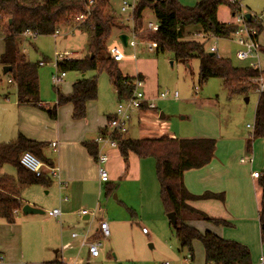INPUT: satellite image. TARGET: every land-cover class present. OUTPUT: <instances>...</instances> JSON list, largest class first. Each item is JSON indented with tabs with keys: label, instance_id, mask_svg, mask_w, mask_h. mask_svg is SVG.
Segmentation results:
<instances>
[{
	"label": "trees",
	"instance_id": "1",
	"mask_svg": "<svg viewBox=\"0 0 264 264\" xmlns=\"http://www.w3.org/2000/svg\"><path fill=\"white\" fill-rule=\"evenodd\" d=\"M112 0H96L90 7L88 20L77 24L73 29L86 30L90 33L89 56L82 60H68L59 64L63 72L75 71L85 74L96 71L102 65L109 73L117 99L123 100L131 96V84L137 77L124 76L118 63L111 58L107 42L114 29L126 33L123 26L110 14ZM86 0H0V29L4 32V52L0 57L3 68H11L7 74L16 85L17 100L20 105L38 108L48 114L50 119H57L58 108L67 104L74 107L73 119L86 117L87 104L98 97V84L95 78L82 79L73 85L70 95L57 90V103L53 107L43 105L40 99L38 68L40 64L27 62L22 52V35L30 31L39 36H51L59 30L63 23L88 14ZM229 8L232 15L237 6L230 5L227 0H201L194 7H184L178 0H138L134 13L135 32L140 38L157 43L156 54L170 53L176 62L187 63L189 60L199 61V83L210 79H220L224 88L234 95H247L257 86L251 82L259 76L257 70L247 66H235L229 59L206 52V42L211 38L226 39L235 33L230 24L218 19L220 6ZM150 11L159 24L158 32L144 29L145 12ZM258 35L261 25H253ZM197 31L201 37L188 39L187 31ZM109 55V56H108ZM264 74V71L262 72ZM147 107H143V111ZM252 139H264V93L259 94L255 110V124ZM118 142V150L128 167L131 153L140 159L154 158L161 187V203L165 213H173L175 224H171L176 232L180 250H186L194 260V243L200 242L205 264H252L250 249L239 242L226 240L212 232L202 233L187 224L186 215L214 224L218 227L231 228L225 220L214 219L190 206L198 201H225V194L206 192L194 195L185 186L186 172L200 170L208 166L214 159L217 141L209 138L177 139L168 135L158 138L128 139L125 136L113 137ZM91 156L97 157V146L85 143ZM47 144L30 140L19 135L9 144H0V169L7 164L16 168L17 176H0V219L7 224L16 223V214L24 204L22 192L32 186H47L50 181L46 176L36 177L20 164L23 153L30 152L43 163L50 161L44 156ZM247 152H251L252 140L247 141ZM261 192L258 220L260 240L264 245V172L257 179ZM47 264H61L52 262Z\"/></svg>",
	"mask_w": 264,
	"mask_h": 264
},
{
	"label": "rangeland",
	"instance_id": "2",
	"mask_svg": "<svg viewBox=\"0 0 264 264\" xmlns=\"http://www.w3.org/2000/svg\"><path fill=\"white\" fill-rule=\"evenodd\" d=\"M178 1L184 7H194L201 0ZM123 2L131 4L133 0H112L110 14L121 25L126 26L125 19L130 14L121 13ZM239 3L243 14L252 18L260 17L264 12V0H240ZM230 18L229 8L225 5L220 6L219 21H229ZM145 20L156 22L155 16L150 11L145 12ZM77 24L79 23L75 19H71L68 23L61 25L59 34L39 37L23 36L22 52L27 62L46 63L45 66L38 68L40 99L45 106L56 105L58 89L63 93L71 92L72 85L77 80L95 78L98 84V97L88 105L87 111L94 120L99 116L106 117L107 120V116L115 114L120 101L117 100L109 73L102 65H99L96 71L85 74L67 71L66 78L60 86H55L52 82V75L59 70L53 64L57 54H68L70 60H82L89 56L90 33L86 30L73 29ZM187 33L188 39L200 37L194 30H189ZM3 38L4 32L0 29V57L4 50ZM235 39L236 37H232L231 41L211 37L206 42V52L209 53L210 47H216L217 56L229 59L235 66H247L248 62H240L236 57L238 47L233 42ZM107 48H118L126 57L124 61L118 63V68L124 76L137 77L138 71L143 70L145 74L142 75L141 91L155 105V109L149 110L145 116L141 117V125L138 117L141 112L133 114L129 134H127L129 139L156 138L160 136L159 134L177 139H214L217 141L215 156L220 164L245 176L251 174V169L249 165L242 164L241 159L244 158L246 161L250 159L246 145L251 139L252 145L257 149L254 151L255 171L260 174L264 172V139H252L253 131L248 128L255 124V110L259 100L256 89L253 88L247 95L231 96L220 79H210L200 84L197 59L189 60L187 63L176 62L170 53H151L143 46L125 47L119 40V31L116 29L113 30L107 42ZM133 56L135 58H132ZM11 80V76L4 73L3 66L0 64V144L12 143L18 137L17 124L12 114L15 111L13 105L17 102V89L16 85L10 82ZM166 92L171 95L161 98L160 95ZM174 93H178V99L172 98ZM71 108L72 106L66 105L59 110L61 109L62 113ZM144 160L148 165L143 169V181L123 183V194L129 205L126 212L130 217L133 215L135 218L128 228L129 236H112L116 251L107 250V242L103 241L101 254L107 251V256L109 255L111 259L110 264H165L166 262L204 264L205 257L200 242L194 243V260H191L186 250H180L175 229L170 224L163 206V217L155 218L154 198L153 200L150 198L151 195L155 196L157 202L161 203V187L155 159ZM0 175L16 178L17 171L13 165L7 164L0 169ZM251 189L253 190L252 186ZM116 196L114 194L113 202H116ZM46 207L47 205L44 209ZM101 207L105 210L104 203ZM113 215L118 219L123 217L120 212ZM193 226L202 233L207 229H215L214 226H208L206 223H194ZM11 228L10 236L13 232ZM86 228L88 227L79 230L80 233L85 234ZM143 229L149 232L150 236L143 235ZM259 229L255 235L248 236V241L241 236H234L233 231L221 237L236 239L233 240L236 242L246 241L251 250L252 264H260L259 257L261 251L264 252V245L260 240ZM1 247L3 245L0 243ZM124 252L130 253L127 254L129 258L116 262L114 255L120 259ZM25 262L34 264L36 260L25 247H18L10 264H25Z\"/></svg>",
	"mask_w": 264,
	"mask_h": 264
},
{
	"label": "crops",
	"instance_id": "3",
	"mask_svg": "<svg viewBox=\"0 0 264 264\" xmlns=\"http://www.w3.org/2000/svg\"><path fill=\"white\" fill-rule=\"evenodd\" d=\"M229 15L231 16L229 21L220 22L230 24L233 16L230 10ZM261 27L263 30L259 35L260 62L264 70V27ZM122 34L126 33H119V36ZM41 63L44 62L39 64ZM45 65L46 63L40 66ZM143 74L145 73L141 70L138 71L136 76L140 75L142 77ZM80 80L82 79L77 80L75 83ZM73 85L71 90H73ZM71 93L72 91H67L63 94L70 95ZM148 100L151 102L150 99ZM41 102L43 103L42 100ZM91 102L87 104V108ZM67 105L72 106V108L61 113L59 107L56 120L50 119L46 112L38 108L20 105L18 100L13 105L15 111L12 114H14L13 117L17 124L18 136L23 135L30 140L47 144L43 151L44 156L50 161L48 166L58 170L59 178L46 176L50 181L47 186L28 187L21 194L24 206L30 205L39 208L44 210V214L24 215L21 210L16 214L14 225L7 224L0 219V243L3 245L0 248V258H2L0 264L12 263L18 247H25L34 256L36 260L34 264L52 262L61 264H110L111 259L109 255L107 256V251L104 254L100 252L98 258L90 256L87 247L81 244L85 234H81L79 230H84L87 226L86 229L89 230L88 241L101 243L100 250L102 242L106 241L107 250L116 251L112 236H129L128 228L133 224L135 218H133V215L130 217L126 212L129 205L123 194V183L143 181V169L148 164L144 162V159H140L131 153L128 157L129 164L127 167L118 148L114 149L106 146L101 149L96 144L99 136L110 134L108 122L114 114L107 116V120L106 117L100 116L94 120L87 111L84 119L74 120V107L72 104ZM148 111L144 110L139 114L140 125L141 117L145 116ZM127 134H129V131ZM159 135L158 137L163 136L162 134ZM125 137L128 138V135ZM52 143H57V147L53 148ZM85 143L96 144L97 155L102 152L107 156L108 160L102 167L108 172V182L102 183L100 181V166L96 158L88 152ZM254 151H257V149L252 145L251 152H248L250 159L248 161L244 158L241 159L242 164L250 166V175L239 174L230 170L227 166L225 167L224 164L221 165L215 154L213 161L208 166L185 173L184 182L190 193L194 195H202L206 192L225 194L224 202L215 200L198 201L191 203L190 206L211 218L225 220L232 227H218L186 215L185 220L188 225L194 227V223H206L208 226H214L215 229H207L205 232L209 231L221 237L233 231L234 236L246 238V241H248V236L258 233L261 192L257 180L252 176L256 172ZM251 159H253V162L247 163ZM242 160H245V162H242ZM114 194L117 195L116 202L112 201ZM150 199L153 200L155 205V218L161 219L163 217L162 203L157 202L155 196L151 195ZM102 203H104L105 210L101 207ZM46 205L47 207L44 209ZM54 209H59L61 212V215L57 218L50 217L47 214V212ZM84 210L93 214L90 217L82 216L80 212ZM117 212L122 214L121 219L114 217L113 214ZM101 222L108 223L110 228L109 238L104 239L102 237L99 230ZM10 227L13 229L11 236L9 234ZM72 234H77L78 237L74 239ZM143 235L150 236V233H143ZM226 240L233 241L236 239L228 238ZM246 241L239 243L247 246ZM127 254L130 253L124 252L120 259L114 255V259L116 262L124 261L125 258H129ZM131 255L134 258V255ZM263 255L264 252L261 251V256ZM25 264L29 263L25 262Z\"/></svg>",
	"mask_w": 264,
	"mask_h": 264
},
{
	"label": "built area",
	"instance_id": "4",
	"mask_svg": "<svg viewBox=\"0 0 264 264\" xmlns=\"http://www.w3.org/2000/svg\"><path fill=\"white\" fill-rule=\"evenodd\" d=\"M96 0H86V7L88 14L81 15L77 17L75 20L77 23L82 24L88 20L89 16V10L92 5H94ZM227 2L232 6H237V11L232 16V21L230 25L234 27L235 33L230 36L229 39L232 41V37H236L235 45L238 47V51L236 53V57L238 61L240 62H248V66L253 69L257 70L260 74L258 77L251 79V82L257 86L256 91L261 94L264 93V74L262 73L264 70L261 67L260 62V43H259V35L256 30V28L253 25H261L264 27V12L260 17H250V20L247 19V15H244L242 12V6L240 5V0H227ZM138 0H133L131 4L127 2H123L121 6V13L130 15L125 19L126 22V35L128 36V44L127 46H130L132 48H137L138 46H143L147 48L149 52H155L157 49V43L155 42H149L142 38H140L139 34L135 32V26H134V13L137 8ZM144 29L149 32H158L159 30V24L158 22H147L145 20L144 23ZM59 34V30L55 33ZM37 37L35 34H33L30 31H26L22 37ZM209 52L212 54L218 53V50L216 47H210ZM109 54L116 63H121L125 60V56L119 51L118 48H111L109 49ZM219 57V56H218ZM132 58H135L133 56ZM70 60V57L68 54H57L55 56L54 65L57 69H59V64H63L64 62ZM40 65H44V63H41ZM66 78V73L63 71H59L52 75V82L55 86H60L64 79ZM12 82V81H10ZM133 87V91L130 97L120 100L119 105L117 106L116 112L114 116L109 120L108 127L110 128V134L108 135H101L97 138L96 144L100 146L101 149H103L106 146H109L111 148L117 149L118 148V142L113 139L115 135L117 136H126L129 131V126L131 119L133 117V114L136 112L143 111V107L146 106L147 110H153L155 109V105L152 102H149V100L146 98L145 93L141 91L143 88V80L140 78H136L133 83L131 84ZM168 95H171L169 92L162 93L160 95L161 98H166ZM178 93H174L172 95L173 99H178ZM249 129L252 131L254 130V126H248ZM51 146L53 148L57 147V143H52ZM102 151V150H101ZM97 163L100 166L99 167V176L100 181L102 183H106L109 181V175L108 172L105 170V168L102 167L103 164H105L108 160L107 156L99 152L96 157ZM242 162H245V160H242ZM253 159L249 161V163H252ZM20 164L22 167H24L27 171L33 173L36 175V177H42V176H49L50 178H59L58 170L53 167H49L47 164L43 163L40 159H38L36 156H34L30 152L23 153L20 158ZM254 179H259L261 177V174L258 172L253 173ZM64 186V185H63ZM48 216L57 218L61 215V212L59 209H54L52 211L47 212ZM80 214L82 216H91L93 213L89 211H81ZM99 230L102 234V237L104 239L110 237V228L107 222H101L99 226ZM143 233L147 234L148 232L143 229ZM88 234L89 230L86 231L83 241L81 242L82 246H86L88 249V252L92 258H98L100 256V246L101 243L99 242H89L88 241ZM72 237L76 239L78 237L77 234H72ZM2 260V258H0ZM260 264H264V255L260 257L259 259ZM165 264H170L169 262H166Z\"/></svg>",
	"mask_w": 264,
	"mask_h": 264
},
{
	"label": "water",
	"instance_id": "5",
	"mask_svg": "<svg viewBox=\"0 0 264 264\" xmlns=\"http://www.w3.org/2000/svg\"><path fill=\"white\" fill-rule=\"evenodd\" d=\"M246 17H247L248 20H250V16L249 15H247ZM119 40L121 41V43L125 47H127L128 36L126 34L120 35L119 36ZM9 71H11V68H4V73L7 74ZM246 101H248V100L246 99ZM22 212H23L24 215H36V214L42 215V214H44L43 210H41L39 208H36V207H33V206H30V205L24 206L23 209H22ZM167 217H168V219H169L171 224H175L176 217H175V215L173 213L168 214Z\"/></svg>",
	"mask_w": 264,
	"mask_h": 264
}]
</instances>
